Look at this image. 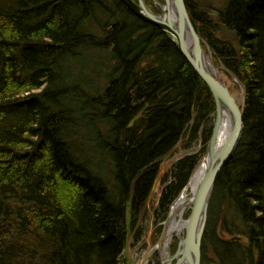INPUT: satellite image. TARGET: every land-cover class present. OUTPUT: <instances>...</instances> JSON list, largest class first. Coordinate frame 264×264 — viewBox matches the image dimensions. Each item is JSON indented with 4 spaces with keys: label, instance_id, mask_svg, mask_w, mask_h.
I'll return each mask as SVG.
<instances>
[{
    "label": "trees",
    "instance_id": "obj_1",
    "mask_svg": "<svg viewBox=\"0 0 264 264\" xmlns=\"http://www.w3.org/2000/svg\"><path fill=\"white\" fill-rule=\"evenodd\" d=\"M185 2L215 65L245 90L201 264H264V0ZM214 114L170 36L122 0H0V264H127L160 160L202 135L171 169L162 217Z\"/></svg>",
    "mask_w": 264,
    "mask_h": 264
},
{
    "label": "water",
    "instance_id": "obj_2",
    "mask_svg": "<svg viewBox=\"0 0 264 264\" xmlns=\"http://www.w3.org/2000/svg\"><path fill=\"white\" fill-rule=\"evenodd\" d=\"M129 11L142 21L151 24L173 39L178 51L209 89L215 103V121L211 137L205 147L202 162L205 165L191 199L186 203L190 214L185 220L184 235L178 238L176 252L169 256L162 249L163 234L155 247L142 258L148 260L153 253L161 256L160 264H201V245L208 219V209L216 177L232 157L243 131V104L236 100L228 85L221 76L220 70L212 60L211 51L197 33L184 0H165L161 13L152 12L144 0H123ZM174 16H172V13ZM174 17V18H173ZM230 118V130L224 146L216 151V139L221 115ZM188 186V184H187ZM186 186V187H187ZM170 211L165 221L171 218ZM232 239H242L234 236ZM163 251V252H162Z\"/></svg>",
    "mask_w": 264,
    "mask_h": 264
},
{
    "label": "rangeland",
    "instance_id": "obj_3",
    "mask_svg": "<svg viewBox=\"0 0 264 264\" xmlns=\"http://www.w3.org/2000/svg\"><path fill=\"white\" fill-rule=\"evenodd\" d=\"M151 1L159 8H162V6L164 5V3L159 2V0H151ZM221 1L224 2L226 0H203V3L210 4V2H212V5L217 7L221 4ZM216 67L219 68L221 76L228 85L230 91L237 98L238 102L242 103L244 97V89L241 83L232 74L224 73L223 72L224 67L222 66H216ZM214 121H215V114L213 118V125H214ZM213 125H212V129H213ZM212 129L210 134H212ZM210 137L208 138L207 142L209 141ZM202 138H203L202 135H200L197 140L191 142L189 146L186 147L188 138L187 136L183 137L173 148V150L160 160L159 171L155 179V182L152 186L151 192L148 196L145 206L146 210L144 211L145 213L141 218H139L137 224L138 228L139 227L141 228L142 234L140 235L138 240H135L133 235L130 234L131 236L128 238V242L124 250V258L127 264H140L144 255L150 249H152L157 245L161 237V234L163 232L165 221L168 217L169 212L171 211V207L176 201V199L185 190L189 178L193 173V171L195 170L196 166L200 162H202L205 149L199 163L190 173L186 185L182 188V190L178 193V195H176V197L170 201L168 206H166L167 208L165 214L161 217L162 211L159 213H157V211L159 209L160 200L164 187L168 184V182L172 178V176L170 175L171 169L177 161H179L181 158L185 157L186 155L198 154L202 149L203 144L205 143ZM188 211H190L189 206L185 208L182 214V216L185 219L187 218ZM182 235H184L183 230L178 234L174 233V236L171 239V241L164 247V251H168L169 256L173 255L176 252L178 238L181 237ZM208 257L211 258L213 256L212 254H208ZM160 260H161V256L159 255L158 252H155L148 259V264H154V263L160 264Z\"/></svg>",
    "mask_w": 264,
    "mask_h": 264
},
{
    "label": "bare ground",
    "instance_id": "obj_4",
    "mask_svg": "<svg viewBox=\"0 0 264 264\" xmlns=\"http://www.w3.org/2000/svg\"><path fill=\"white\" fill-rule=\"evenodd\" d=\"M134 1H137V0H134ZM144 2H145V5L147 6L146 0H144ZM164 2H165V0H164ZM185 4H186V2H185ZM161 10H162V8H160V13H161ZM171 13H172V16H174V13L173 12H171ZM156 14H159V13H156ZM189 17H190V15H189ZM190 19H191V17H190ZM203 41H204V39H203ZM204 43H206V42L204 41ZM242 87H243V85H242ZM243 89H244V87H243ZM236 100H237V98H236ZM243 101L245 102V90H244V97H243L242 102ZM243 110H244V104H243ZM230 122L231 121H230L229 116H227V114L223 113L221 115L220 125H219V128H218V134H217V139H216V149H215L216 151H219L224 146V144L226 143V140H227V137H228V134H229V130H230ZM204 169H205L204 163L200 162L196 166V168L193 171V173L191 174V176L189 178V181H188V186L185 188V190L181 193V195L176 199V201L172 205V207H171L172 216L167 221V223H165V230H164L163 241H162L163 244H162V249L161 250H163L164 247L171 241V239L174 236V233L178 234L182 230L185 231V220L188 218V216L190 214V211H189V214L187 215L186 219L182 216V214H183V211L185 210V208L187 207L186 203L191 199L192 193L195 191V188H196L199 180L202 177ZM206 225H207V223H206ZM166 252L168 253V251H164V253H166ZM201 259H202V257H201ZM141 264H148V260H144Z\"/></svg>",
    "mask_w": 264,
    "mask_h": 264
}]
</instances>
